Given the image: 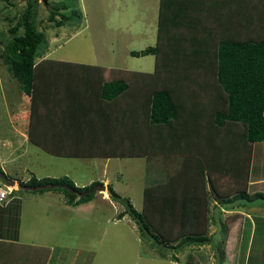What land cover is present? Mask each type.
I'll use <instances>...</instances> for the list:
<instances>
[{"label":"trees","instance_id":"16d2710c","mask_svg":"<svg viewBox=\"0 0 264 264\" xmlns=\"http://www.w3.org/2000/svg\"><path fill=\"white\" fill-rule=\"evenodd\" d=\"M195 1H212L214 6H218L217 0H160L156 45L140 52H130L132 57H154L151 74L111 70L106 76L102 67L41 58L46 39L44 32L39 31L35 24L37 0H26L16 25L8 30L9 37L2 41L0 53L8 73L19 85L22 97L29 101L28 115L33 122L54 97L69 96L72 92L73 96L91 93L104 101L117 102V107L124 108L120 111L123 115L129 106H124V103L132 102L131 107L135 108L132 113L137 118L128 128L130 135H121L123 122L119 119L115 123L116 135L111 136L110 129L107 131L110 138L119 144L116 150L62 154L69 157H145L148 161L159 156L161 159L156 169L162 170L166 180L143 190L140 211H136L128 198L120 197L110 186L108 193L112 202L125 206L117 219L127 215L149 248L161 259L171 262H178V258L169 252L211 242V236L207 235L211 223L225 229L214 216L217 205L230 206L238 201L249 204L264 202V194L246 193L251 146L253 143L264 144V39H234L230 35H221L216 41L207 38L210 33L204 31L206 39L202 42L188 41L193 49L186 51L179 44V39L172 35L171 29L177 27L179 18L187 19ZM248 1L251 0L246 3ZM49 6L47 21L54 27H63L70 21L65 3ZM187 25L191 26L190 23ZM38 58L41 60L36 61ZM179 61L190 65L208 64L210 69L215 67L211 74L219 88L218 94L198 103L199 89L192 94L186 93L187 89H179L177 79L184 83L189 80L183 71H175L174 63L179 64ZM60 78H64L65 83L67 80L72 83L62 95ZM78 85H82L84 91L76 90ZM28 115L25 114L26 117ZM140 125L148 127L149 137L140 131ZM33 136L29 132L30 141L45 148V144L34 140ZM101 140H105V136ZM134 141L135 144L124 146ZM121 147L129 149L121 150ZM47 185L66 186L73 193L60 187L41 188ZM99 185L101 183L93 182L87 187L77 188L66 177L37 180L31 176L26 182L18 181V189L9 196L54 191L62 194L67 206H77L91 201L96 193L81 197L79 194ZM206 186L209 191H206ZM211 200L216 204L210 213ZM21 247L25 251L17 254L20 264H46L48 251L45 248ZM0 255V264H7L6 260L11 259L7 251ZM215 257L216 264H221L218 254ZM186 264L198 263L189 259Z\"/></svg>","mask_w":264,"mask_h":264},{"label":"rangeland","instance_id":"374dc122","mask_svg":"<svg viewBox=\"0 0 264 264\" xmlns=\"http://www.w3.org/2000/svg\"><path fill=\"white\" fill-rule=\"evenodd\" d=\"M57 2L66 4L67 15L70 18V21L60 28L54 27L47 21L49 5ZM25 6L26 0H0V53L3 39L9 37V28L16 25ZM158 6L159 0H46L45 3L37 0L35 24L39 31L44 32L46 39L41 58L61 63L97 66L108 71L122 70L151 74L154 71V57L151 55L132 57L130 52H140L147 47L155 46L154 33ZM254 13L253 11L250 13V20L256 17ZM39 60L41 59L38 58L36 61ZM59 80V86L62 89L60 95H62L72 86V83L68 80L65 83L64 78ZM78 87L76 90L84 91L82 85ZM72 93L69 96L68 94L60 96L62 102L68 105L77 104L74 97L82 94L73 96ZM128 102L124 105H131L132 102ZM29 107L28 99L22 97L19 85L10 76L0 57V133H7L3 135L4 137L9 134L11 126L15 125L14 116L20 117L21 112L28 113ZM133 116L132 113L131 121ZM42 128L36 134L40 139L45 135L43 133L45 126ZM96 131L100 132L99 129ZM102 138L98 135L94 138V142H100ZM0 154L4 156V152ZM45 157L50 159L47 155ZM36 158L33 160L34 164ZM51 161H55L58 165L55 173L57 176L65 174L69 180L72 179L79 185L90 178L96 179L101 173L99 165L103 163L97 159ZM110 161L107 174L110 179L109 186L120 197L128 198L133 208L140 211L146 161L120 158ZM14 166L13 164L8 169L10 173ZM38 167L34 165L33 170L37 172ZM51 171H53L52 167L46 165L44 169L38 168L37 175L19 171V177L26 179L33 176L39 180L48 178L45 176ZM10 173H8L9 176L14 178V175ZM0 186L7 192H13L16 189V185H2L1 181ZM105 191H99L96 194ZM36 195L41 194L21 193L20 201H15L6 208V213L10 212V214L4 215L0 236L9 238L7 234L12 228L10 220L14 218L15 223L19 222L16 243L45 248L49 254L46 264H186L189 259L198 264H216V254L221 264H235L237 252L243 247H239L238 237L248 232L247 220H242V216L237 217L235 214L230 216L232 214L221 212L219 222L225 226L224 231L217 232L218 227L210 225L207 235L214 238L213 242L180 251H171L169 254L178 258V262H171L161 259L149 248L148 242L140 237L137 226L127 215L120 220L117 219V215L125 208L120 203L109 204L94 197L95 199L91 200L94 203L92 210L83 213L75 209L58 212L52 199L36 202ZM252 213L258 216L257 212L252 211ZM258 217L251 219L256 227L254 248L257 249L264 248V243L260 240L264 234V221L260 219L261 215ZM226 251L228 255L224 260ZM18 252L14 249L7 251V255L10 254L11 257L6 260L7 264L9 262L20 264ZM261 258L259 264H264V254Z\"/></svg>","mask_w":264,"mask_h":264},{"label":"crops","instance_id":"0c3cea01","mask_svg":"<svg viewBox=\"0 0 264 264\" xmlns=\"http://www.w3.org/2000/svg\"><path fill=\"white\" fill-rule=\"evenodd\" d=\"M218 6H214V2L206 1L202 3L200 1H195L191 6L189 15L187 19L179 18L178 25L176 28H172V35L179 39V44L183 46L186 51H192V47L189 46L188 41L190 42H202L206 39V36L203 34L204 31L210 33L209 39L219 40L221 35H230L234 39H246V38H258L264 39V1L262 0H251L246 3L245 0H217ZM160 2V0H159ZM253 2V3H252ZM160 5V4H159ZM252 7V8H248ZM208 10V11H207ZM210 10V11H209ZM255 12L256 17L253 20H250V13ZM156 31L154 33V44L156 45V35H157V23H158V13L159 6L156 10ZM220 17V19H219ZM187 23H190L189 27ZM199 46V45H198ZM196 46V47H198ZM178 47V45H177ZM186 62L179 61V64L174 63L175 71H183L184 76L189 78L188 82L184 83L177 79V86L179 89H187L186 93L192 94L196 89H199V97L196 99V102L201 103L206 101L208 98H214V94H218L219 88L216 84L215 77L211 74L215 71V67L211 69L208 68V64H185ZM97 67V66H94ZM106 70V76L108 75V70ZM95 71V70H94ZM92 70V72H94ZM200 75H198V73ZM96 72V71H95ZM105 76V73H103ZM176 80V79H175ZM54 98H57L53 100ZM50 103L45 106L39 113L35 116V122L28 115L27 112L20 113L15 115L13 119V124L7 137L3 135L7 133H0V153L4 152V156L0 154V169L3 173L9 178L10 173L8 169L14 164V168L11 169L12 175L14 178L10 177L9 179L14 180L16 191L18 189V181L26 182L29 178L23 179L19 177L20 172L31 173L34 175L38 172L39 167L45 168V166L52 167L53 171L48 172L45 177L51 179H59L66 177L65 174L62 176H57V163L51 160H64V159H75L82 161L89 160H100L103 161L100 164L99 168L101 173L97 178H90L85 180L80 185L77 184L74 180L70 179L75 187L83 188L87 187L93 182H99L101 185L105 186V192H100V194H95V198L102 202H108L113 204L109 198L108 187L110 185V179L107 176L108 169L110 167V160L114 158H101L98 156L92 157H69L64 156L62 153H84V152H95V151H111L116 150V145H119L115 139L110 137L116 135L114 129L116 128V122L122 121L121 135L123 137H128L130 135L128 128L130 126L129 121L131 120L132 112L135 111V108H132L131 105L126 106L127 113L123 115L120 111L124 110L122 107H117L115 104L109 101H104L99 98V96L92 94H84L79 97H74L77 104L68 105L66 102H62L61 97H54ZM125 106V105H124ZM30 108V107H29ZM29 112V110H28ZM28 115V117L25 116ZM123 116V117H122ZM137 118L133 116V120ZM21 122L18 123L17 121ZM44 122V124H43ZM128 122V124H127ZM133 123V121H132ZM134 124V123H133ZM15 126V127H14ZM45 126L44 138L37 136L39 129H43ZM140 130L142 133L149 137L148 127L145 125H140ZM99 129L98 133L96 130ZM112 132L111 136L107 131ZM138 130V128H137ZM12 131V132H11ZM106 131V133H105ZM29 132L32 133L34 140L43 142L45 148H41L29 139ZM106 134V135H105ZM101 135L105 136V140H100V142H94V138ZM6 141V142H5ZM136 141L126 143L124 146H130V144H135ZM121 150H128V147H121ZM54 153V154H53ZM45 155L50 159H46ZM37 157L35 164L33 162L34 158ZM101 158V159H100ZM119 159V158H117ZM120 159H144L145 169H144V184L143 190L146 187H150L155 184H161L166 180L165 175L161 173L162 170H157V164L160 161L159 156H153L152 158L141 157V158H120ZM110 161V162H109ZM55 162V163H53ZM86 164H91L85 162ZM38 165L37 172L33 169L34 165ZM88 168H91L87 165ZM151 167V169L149 168ZM161 169V168H160ZM20 171V172H19ZM154 171V172H153ZM160 171V172H159ZM37 175V174H36ZM42 178V177H41ZM69 179V178H68ZM111 187V186H110ZM206 191H209L208 186H206ZM246 193L249 195L260 193L264 194V144L263 143H253L251 146V156L249 162L248 170V182L246 186ZM36 202H42L41 200H53V205L56 207L57 211H63L67 209H75L79 213L89 211L93 209L94 203L89 201L84 204L77 206H67L64 203V198L60 193L47 192L41 195H36ZM21 196H7L4 202L0 203V233L2 231V220L5 217L4 215H9L6 213V208L15 201H20ZM143 197V196H142ZM94 198V199H95ZM99 201V202H100ZM47 203V202H46ZM49 205V203H47ZM216 204L215 201L211 200L209 204L210 213L213 211V206ZM263 204V205H262ZM261 205V206H260ZM260 206V207H259ZM257 212L258 216L261 215L262 221H264V202H254L251 204H246L244 202H233L230 206H220L217 205V208L214 212V216L217 217V221H220L219 215L221 212L232 214L230 216L237 217L242 216V220H247L248 223V232L242 234L238 237V245L242 247V253L239 249L236 255L235 264H250V259L252 257L251 264H259L262 260L264 254V248H254V241L256 238V227L252 224L251 219L259 218L254 213ZM3 212V213H2ZM263 216V217H262ZM10 217V216H9ZM239 219V218H238ZM12 228L8 235L9 238H4L0 236V253L3 254L4 251H15L23 252L25 249H22V244H17V234L19 232V222L15 223V219L11 218ZM222 224V223H221ZM215 225V224H210ZM209 225V227H210ZM216 226V225H215ZM218 226H216L217 228ZM220 229V230H219ZM222 232L221 228H218L217 232ZM262 234V233H261ZM1 235V234H0ZM264 243V234L260 239ZM214 239L211 236V242ZM209 242L208 244H210ZM244 244V245H243ZM28 246V245H27ZM32 246V245H31ZM38 247L39 246H32ZM238 247V248H239ZM212 248V247H211ZM18 252V253H19ZM228 252L226 251V257ZM241 255V257H240ZM49 257V254H48ZM1 259V255H0ZM1 262V261H0Z\"/></svg>","mask_w":264,"mask_h":264},{"label":"water","instance_id":"95a60500","mask_svg":"<svg viewBox=\"0 0 264 264\" xmlns=\"http://www.w3.org/2000/svg\"><path fill=\"white\" fill-rule=\"evenodd\" d=\"M43 3L46 2V0H42ZM0 181L5 184V185H9V186H14L15 185V182L14 180H11L9 179L4 173L3 171L0 169ZM57 187H60V188H64L66 190H68L69 192L73 193V191L66 187V186H61V185H48V186H43L41 187L42 189L44 188H48V189H52V188H57ZM105 190V186L104 185H99V186H94L93 188H91L90 190H88L87 192L85 193H81L79 194L78 196L81 197V196H84L86 194H92V193H96V192H99V191H104Z\"/></svg>","mask_w":264,"mask_h":264},{"label":"built area","instance_id":"2783aa9c","mask_svg":"<svg viewBox=\"0 0 264 264\" xmlns=\"http://www.w3.org/2000/svg\"><path fill=\"white\" fill-rule=\"evenodd\" d=\"M2 188L3 187L0 186V203L4 202L5 199L7 198V196L12 192V191L11 192H7V191L3 190Z\"/></svg>","mask_w":264,"mask_h":264},{"label":"clouds","instance_id":"9594fccd","mask_svg":"<svg viewBox=\"0 0 264 264\" xmlns=\"http://www.w3.org/2000/svg\"><path fill=\"white\" fill-rule=\"evenodd\" d=\"M5 185V184H4ZM9 196V195H8Z\"/></svg>","mask_w":264,"mask_h":264}]
</instances>
